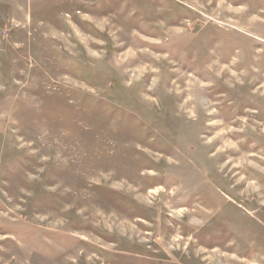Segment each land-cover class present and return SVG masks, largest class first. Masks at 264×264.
I'll return each mask as SVG.
<instances>
[{
  "label": "rangeland",
  "instance_id": "1",
  "mask_svg": "<svg viewBox=\"0 0 264 264\" xmlns=\"http://www.w3.org/2000/svg\"><path fill=\"white\" fill-rule=\"evenodd\" d=\"M0 264H264V0H0Z\"/></svg>",
  "mask_w": 264,
  "mask_h": 264
},
{
  "label": "bare ground",
  "instance_id": "2",
  "mask_svg": "<svg viewBox=\"0 0 264 264\" xmlns=\"http://www.w3.org/2000/svg\"><path fill=\"white\" fill-rule=\"evenodd\" d=\"M187 3H189V2H187ZM190 4V3H189ZM159 16V15H158ZM132 43H134V44H136V45H139L140 46V43H138V42H135V41H132ZM156 49H160L161 48V46L158 44L156 47H155ZM140 56H142V57H145V58H149V57H147V56H145V55H143V54H139ZM223 77H224V75L222 74V76L221 77H219L220 79H223ZM253 84V81L251 82V85ZM247 86H251L250 84H246ZM249 104V103H248ZM223 136H221V138H222Z\"/></svg>",
  "mask_w": 264,
  "mask_h": 264
}]
</instances>
